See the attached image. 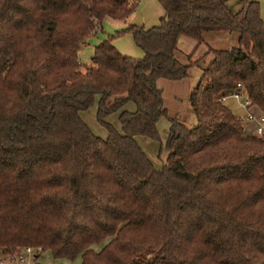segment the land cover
<instances>
[{"label":"trees","instance_id":"obj_1","mask_svg":"<svg viewBox=\"0 0 264 264\" xmlns=\"http://www.w3.org/2000/svg\"><path fill=\"white\" fill-rule=\"evenodd\" d=\"M158 2L157 24L122 30L143 56L109 36L83 63L80 47L103 19H128L139 0H0L3 253L33 245L80 264H264V134L248 133L219 99L241 82L264 115L260 2ZM220 30L237 33L236 45L178 58L179 37L198 45ZM192 65L201 75L187 126L168 114L157 80L183 79ZM96 102L106 137L81 116ZM118 111L120 129L108 120ZM161 116L167 155L157 167L136 135L160 141Z\"/></svg>","mask_w":264,"mask_h":264},{"label":"rangeland","instance_id":"obj_2","mask_svg":"<svg viewBox=\"0 0 264 264\" xmlns=\"http://www.w3.org/2000/svg\"><path fill=\"white\" fill-rule=\"evenodd\" d=\"M158 7H161L158 0H154ZM260 5L264 8V0H258ZM141 8L138 12V16H140ZM264 14V11H263ZM136 13L133 16H130L126 20L116 19L112 17H105L102 21L101 26L98 30L94 31V33L89 36L86 42L83 44L82 49H80V59L83 63L89 62L90 50L93 46L98 43L103 38L112 37L113 43L125 54L127 52L142 51L143 48L137 44L135 38L131 32H122V30L129 25V23H136ZM135 20V21H134ZM147 26L150 23H146ZM152 26V24L150 25ZM120 31V32H119ZM204 40L195 48L196 40L191 37L183 36L181 37V42L179 44L180 50L177 52V56L182 61H187V55L192 53V59L199 57L203 54L209 46L211 47H225L228 42L231 44H236L237 33H228V31L220 30V31H208L203 35ZM87 48V50H86ZM133 48V49H132ZM85 49V50H84ZM131 49V50H130ZM135 49V50H134ZM87 51V52H86ZM129 52V53H130ZM131 55V54H128ZM133 56V55H131ZM136 57V56H133ZM210 59V56L205 58V62ZM84 60V61H83ZM203 65H205L203 63ZM201 75V67L198 65H192L188 70V75L180 80H170L166 78H159L157 80V84L162 89V97H163V105L168 110V114L174 116L181 120L185 125L192 126L196 117L193 112L192 106L189 103L188 96L191 89L197 84ZM224 102L227 106H229L234 113L238 116L241 114L242 109L240 108V104L236 102V99L232 96H227L224 98ZM131 104V105H130ZM133 102L127 103L124 108H133ZM97 102L88 108L85 111H81V116H85V121L91 126L94 124L95 127L91 126L93 130L100 136L105 137L108 134L107 128L100 124L97 121ZM118 112L113 113L108 117V120L113 122L117 127H119L118 121ZM91 114L94 116L90 117ZM87 116V117H86ZM83 117V116H82ZM90 118V119H89ZM96 121V122H95ZM166 116H161L157 122V128L160 134V141L154 140L145 135H136L137 141L143 147V149L147 152L149 157L152 159L155 166L159 167L165 161L167 150L164 147V142L168 132V123H166ZM245 122V121H244ZM167 128V130H166ZM103 246L102 244L94 245L95 248L100 249ZM4 256L2 249L0 248V259ZM40 260L47 264H80V258L75 260L67 259V258H55L50 250H45L41 256ZM10 263V262H9ZM8 263V264H9ZM14 264V263H11Z\"/></svg>","mask_w":264,"mask_h":264},{"label":"crops","instance_id":"obj_3","mask_svg":"<svg viewBox=\"0 0 264 264\" xmlns=\"http://www.w3.org/2000/svg\"><path fill=\"white\" fill-rule=\"evenodd\" d=\"M225 2H226V4L230 7V8H232V9H236L237 7H238V2H239V0H224ZM140 8H141V13H140V16H138V12H139V10H140ZM263 11H264V8L261 6V16H262V18L264 19V14H263ZM134 13H136V15H135V17H136V23L135 24H139V25H143V26H145V27H151L150 25L152 24V26L153 25H155V24H157L158 22H159V18H160V16L163 14V8H162V6L161 7H158V5L155 3V1L154 0H139V3H138V6H137V8H136V11L134 12ZM133 13V14H134ZM133 14L131 15V16H133ZM135 21V20H134ZM150 23V25L149 26H147L146 25V23ZM208 32V31H207ZM206 33V32H205ZM204 33V34H205ZM228 33H230V32H228ZM203 34V35H204ZM181 37H183V36H181ZM181 37H179V39H178V48H179V50H180V47H179V44H180V42H181ZM189 37V36H188ZM192 38V37H191ZM104 39V38H103ZM194 39V38H193ZM204 39V38H203ZM194 40H196V39H194ZM100 41H102V39L100 40ZM99 41V42H100ZM98 42V43H99ZM98 43H96L94 46H93V48L90 50L91 52H90V55H89V60L88 61H90V59H91V57L93 56V53H94V50H95V46L98 44ZM235 43H237V39H236V42ZM84 44V43H83ZM83 44L81 45V47H80V49H82V47H83ZM199 45V44H198ZM198 45H197V41H196V44H195V48H197L198 47ZM234 45H236V44H231L230 42H228L227 44H226V46L225 47H216V48H229V47H231V46H234ZM133 49V48H132ZM85 50V49H84ZM86 50H87V48H86ZM131 50V49H130ZM135 50V49H134ZM87 52V51H86ZM130 52V51H129ZM127 52L128 54H131V55H133V56H136V57H141V56H143L144 55V50H143V52L142 51H137V50H135L134 52ZM190 54H192V53H190ZM189 55V54H188ZM202 55V54H201ZM210 56V55H209ZM84 61V60H83ZM130 102H133V101H130ZM223 102H224V100H223ZM236 102H238V104H240V108L242 109V111H243V106H242V101L241 100H239V99H236ZM129 103V102H128ZM134 103V102H133ZM127 105V104H126ZM131 105V104H130ZM132 106H133V108L131 109V108H129L128 110H135V108H136V104L134 103V105L132 104ZM126 107V106H125ZM251 109H252V111H254V113H256V114H261V111L257 108V107H255V106H251ZM87 110V109H86ZM83 111H85V110H83ZM82 111V112H83ZM81 112V113H82ZM83 117V119L85 120L86 118H85V116L84 115H82ZM87 117V116H86ZM90 117H94L92 114H91V116ZM97 117V116H96ZM117 117H118V115H117ZM90 119V118H89ZM160 119V118H159ZM98 121V120H97ZM245 121V122H244ZM243 121V126H244V128H245V130L248 132V133H255V128H256V126H257V122H256V120H254V119H251V120H244ZM96 122V121H95ZM158 122V121H157ZM166 123H168V124H166V125H168L169 126V122H168V120L166 121ZM95 124V123H94ZM94 124H91V126H93V127H95L94 126ZM119 125H120V123H119ZM90 126V127H91ZM92 128V127H91ZM119 129L121 128V126H119L118 127ZM93 129V128H92ZM166 130H167V128H166ZM106 137V136H105Z\"/></svg>","mask_w":264,"mask_h":264},{"label":"built area","instance_id":"obj_4","mask_svg":"<svg viewBox=\"0 0 264 264\" xmlns=\"http://www.w3.org/2000/svg\"><path fill=\"white\" fill-rule=\"evenodd\" d=\"M227 96H232L235 99L242 101L243 111L239 115V118L244 120L254 119L257 122L255 133L264 134V115L256 114L252 111V102L250 98L243 92L241 82H236L232 91H229L227 95L219 97L220 100H224ZM43 253L41 246L27 245L16 249L9 253H3L4 256L0 259V264H47L40 260V256Z\"/></svg>","mask_w":264,"mask_h":264}]
</instances>
